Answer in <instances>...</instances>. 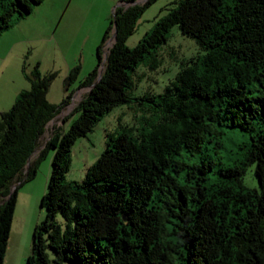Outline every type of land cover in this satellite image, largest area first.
<instances>
[{
  "label": "trees",
  "instance_id": "16d2710c",
  "mask_svg": "<svg viewBox=\"0 0 264 264\" xmlns=\"http://www.w3.org/2000/svg\"><path fill=\"white\" fill-rule=\"evenodd\" d=\"M42 1L0 0V35ZM137 1L114 7L97 45V63L77 83L87 92L60 121H69L68 128L54 126L43 145L48 122L71 103L76 89L68 87L80 67L69 69L57 105L46 97L56 71L44 73L38 63L28 71L22 64L29 88L0 111V264L18 187L35 178L49 150L45 216L34 225L27 264H264V130L255 123L264 118V0H174L130 48L128 37L157 0ZM173 26L204 53L184 62L162 93L130 96L137 67L159 65L157 52ZM127 103L148 107V128L109 135L83 180L66 181L76 140ZM227 126L251 132L249 141L241 145V159L222 167L206 187V178L195 172L200 166L176 156L193 155L213 139L219 146ZM252 164L259 190L243 184Z\"/></svg>",
  "mask_w": 264,
  "mask_h": 264
},
{
  "label": "rangeland",
  "instance_id": "374dc122",
  "mask_svg": "<svg viewBox=\"0 0 264 264\" xmlns=\"http://www.w3.org/2000/svg\"><path fill=\"white\" fill-rule=\"evenodd\" d=\"M143 1L139 0V3ZM173 1L157 0L147 7L136 24L135 32L128 37L126 45L134 48L139 40L150 32L154 23L166 14V8L174 6L171 4ZM120 4L121 0H43L33 6L32 12L15 19L12 26L0 35V111L9 109L15 102L17 91L25 85L29 88V82L21 71L23 63L28 71L33 69L35 63L39 64L40 71L44 73L56 71V77L46 97L49 102L59 105L64 97L65 78L69 69L76 65L80 67L78 77L68 87V92H71L97 63V45L111 20L114 7ZM111 44L110 37L104 45V54ZM157 53L160 63L155 69H148L146 63L137 67L130 96L162 93L165 86L175 79L182 64L189 59H196L204 51L194 40L182 35L178 28L173 26L167 42L160 46ZM86 92L87 88L75 90L71 103L48 122L46 132L40 139L41 145L51 135L54 126L62 125L64 130L68 128L69 121L65 124L60 121L77 106ZM145 107L148 108L137 103H127L113 108L95 124L92 132L86 137L78 138L70 151L71 164L66 173V181L83 180L86 169L104 152L109 135L116 138L126 127L134 128V133L140 126L148 128L143 120V114L147 113ZM149 123L151 124L152 120ZM255 123L257 128L264 130L263 117H257ZM250 133L238 127L227 126L219 146L213 139L195 154L188 156V153L183 151L176 158L185 161L187 165L198 164L200 168L195 171L197 176L205 177L201 182L210 187L219 179L222 167L231 166L241 159V145L249 141ZM52 156L53 150H49L38 165L35 178L18 187L10 236L4 252V264H27L34 225L41 222L45 216L41 198L47 191ZM187 171L186 167L181 169L178 177L183 179ZM254 171V164L247 167L243 184L246 188L259 190Z\"/></svg>",
  "mask_w": 264,
  "mask_h": 264
},
{
  "label": "water",
  "instance_id": "95a60500",
  "mask_svg": "<svg viewBox=\"0 0 264 264\" xmlns=\"http://www.w3.org/2000/svg\"><path fill=\"white\" fill-rule=\"evenodd\" d=\"M137 3H139V2L137 1V2H135L134 4H137ZM124 5H125V4L121 3L119 6L121 7V6H124ZM113 36H114V35H113ZM113 36H111V38H113ZM101 74H102V70L99 71L98 78L101 77ZM65 86H67V83H65ZM15 188H16V186L14 185V186L12 187V190H14Z\"/></svg>",
  "mask_w": 264,
  "mask_h": 264
},
{
  "label": "crops",
  "instance_id": "0c3cea01",
  "mask_svg": "<svg viewBox=\"0 0 264 264\" xmlns=\"http://www.w3.org/2000/svg\"><path fill=\"white\" fill-rule=\"evenodd\" d=\"M138 2H139V0H138ZM23 89H27V86L25 85V87L21 88L19 91H21ZM19 91H17V94H18ZM17 94H16V96H17Z\"/></svg>",
  "mask_w": 264,
  "mask_h": 264
}]
</instances>
